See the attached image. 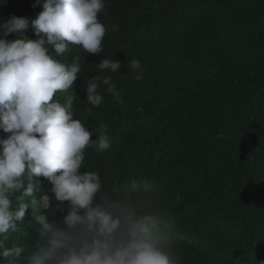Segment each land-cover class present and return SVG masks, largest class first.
Here are the masks:
<instances>
[{
	"label": "trees",
	"instance_id": "trees-1",
	"mask_svg": "<svg viewBox=\"0 0 264 264\" xmlns=\"http://www.w3.org/2000/svg\"><path fill=\"white\" fill-rule=\"evenodd\" d=\"M42 3L0 0V21L27 18L24 35L36 40L31 21ZM98 18L108 28L104 51L71 45L65 54L69 63L79 57L84 71L73 85L74 118L93 140L107 129L112 144L103 153L85 150L80 172L97 173L102 185L93 206L129 222L154 217L152 235L161 246L177 238L170 252L182 264H264V0H106ZM107 58L124 67L98 72ZM131 59L140 61V81L141 70L127 67ZM103 75L121 96L105 92L95 108L84 78ZM40 180L53 198L50 222L67 230L69 202L56 201L53 185ZM39 199L5 242L22 255L0 264H30L26 254L42 243Z\"/></svg>",
	"mask_w": 264,
	"mask_h": 264
},
{
	"label": "clouds",
	"instance_id": "clouds-1",
	"mask_svg": "<svg viewBox=\"0 0 264 264\" xmlns=\"http://www.w3.org/2000/svg\"><path fill=\"white\" fill-rule=\"evenodd\" d=\"M38 5L41 0L33 7ZM105 7L106 0H43V11L31 21L36 40L24 35L29 28L27 18L13 16L0 21L4 37L0 38V130L10 133L7 138L0 137V257L22 255L21 249H9L5 242L40 193L35 219L42 225V243L26 254L30 264H182L170 252L177 238L161 246L152 235L154 217L129 222L130 217L122 220L101 206L94 207L102 187L99 175L80 172L86 148L103 153L112 144L107 129L93 140L95 133L74 118L73 105L79 97L73 85L84 71L79 57L69 63L65 54L72 52L71 45L81 46L87 54L104 51L108 28L98 15ZM117 28L112 26L113 31ZM13 33L17 38L8 40ZM96 67L101 73L120 72L124 65L107 58ZM127 67L141 70L135 76L137 81L143 78L139 60H128ZM97 81L106 88H100ZM83 87L87 102L95 108L103 103L105 92L116 101L121 96L110 76L84 78ZM40 177L53 185L56 201L69 202L65 231L50 222L53 198L45 194L46 183Z\"/></svg>",
	"mask_w": 264,
	"mask_h": 264
}]
</instances>
